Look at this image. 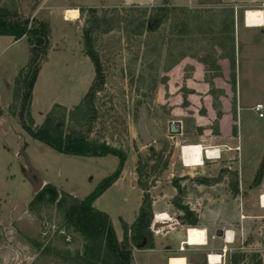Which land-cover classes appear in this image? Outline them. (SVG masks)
Here are the masks:
<instances>
[{"label": "rangeland", "instance_id": "obj_1", "mask_svg": "<svg viewBox=\"0 0 264 264\" xmlns=\"http://www.w3.org/2000/svg\"><path fill=\"white\" fill-rule=\"evenodd\" d=\"M70 2L76 5H63ZM138 2L141 3L0 0L2 5H14L25 19L42 22L49 29L51 49L40 70L31 104L35 127L42 125L56 105L66 109L68 122L75 125L77 119L72 121L71 112L81 104L95 77L84 46L86 36L91 38L104 72L103 87L95 98L99 117L91 140L126 156L119 179L96 200L94 207L109 216L120 242L124 239V224L133 225L142 203L139 179L151 196L152 206L154 201L172 204L170 211L176 215L179 211L172 200L178 189L186 192L182 202L189 208L196 196L207 199L212 194L231 193L228 177L226 184L207 191L200 187L196 193L197 178L219 177L224 169L237 173L240 193L251 195L264 190V118L254 111L255 104L264 100V52L250 55L244 50L237 82L233 72H210L209 58L194 57L189 41L180 42L177 52L174 35L178 32L172 33L168 18L179 9L169 3L162 5L170 12L157 32L134 35L126 23L107 30L108 19L116 17L147 23L163 0H153L156 5L149 7L134 5ZM171 2L184 7L199 5L203 0ZM63 7L77 9L78 20L65 21ZM91 9L95 14L89 13ZM181 25L178 22L176 28ZM183 26L184 33L188 26ZM12 39L0 36V264H55L60 258L44 255L46 248L69 250L74 255L83 252L84 242L79 234L60 230L63 218L55 207L42 205L33 212L29 204L46 185L83 200L118 169L120 161L115 156L59 154L23 131L15 117L18 109L13 90L16 76L28 62L29 46L26 38L15 42ZM142 115L151 139L148 144L140 133ZM170 123L181 124L180 135L169 134ZM230 136L233 139L229 140ZM226 142L232 148L239 145L240 153L217 147L222 151L219 161L204 158L202 167L184 166L182 146H222ZM240 204L247 212L249 203L241 198L231 202L236 215ZM172 222L177 224L176 220ZM180 224L185 229L199 228L191 227L187 221ZM259 227L264 229L262 224ZM151 230L153 233L158 229L151 226ZM154 236L153 233V240ZM135 258L140 259V255Z\"/></svg>", "mask_w": 264, "mask_h": 264}, {"label": "trees", "instance_id": "obj_2", "mask_svg": "<svg viewBox=\"0 0 264 264\" xmlns=\"http://www.w3.org/2000/svg\"><path fill=\"white\" fill-rule=\"evenodd\" d=\"M169 12L166 6L158 7L149 17L148 22L141 24L120 17L108 19L109 23H107L110 26L107 30L111 31L116 24L126 23L134 35H142L145 31L157 32L168 18ZM89 13L95 14V11L91 9ZM0 36L12 37L15 41L26 38L29 46L28 62L16 76L13 90L14 101L17 102L18 109L15 117L18 118L23 131L33 140L46 145L59 154L85 158L115 156L120 161L118 169L101 181L83 200L68 193H60L53 185H46L29 204V210L33 212L42 205L55 207L63 218L60 230L79 234L84 242L82 253L77 251L72 255L69 250L52 251L48 247L43 251V254H54L56 260L60 258L55 264H133L134 250H147L153 246L152 199L139 179L138 185L143 191L142 203L133 225L127 227L124 224V239L121 242L116 238L109 216L94 207L96 200L119 179L126 156L122 153L119 154L106 144H98L91 140L94 124L99 117V114L96 113L95 98L104 84L102 64L93 50L91 38L86 36L84 46L86 47L85 55L93 64L95 77L81 104L71 112L72 121L77 119L75 125L71 121L68 122L66 109L56 105L46 115L42 125L35 127L31 117V104L38 75L42 66L47 62L48 52L51 49L48 26L42 22L25 19L19 15L14 5L0 4ZM234 62V55H232V69L235 65ZM1 115L0 108V117ZM234 133L236 134L237 131ZM225 177L229 178L231 193L237 195L239 193L238 175L228 172L227 169H224L219 177L201 176L196 179V182L197 185L210 187L222 183ZM185 195L186 192L183 189H178L172 203L176 210L183 213L180 220L190 224L196 219V215L190 211L188 206L183 205L182 200ZM245 258V255L234 254L231 257V262L235 264ZM258 258V255L252 257L253 260Z\"/></svg>", "mask_w": 264, "mask_h": 264}, {"label": "crops", "instance_id": "obj_3", "mask_svg": "<svg viewBox=\"0 0 264 264\" xmlns=\"http://www.w3.org/2000/svg\"><path fill=\"white\" fill-rule=\"evenodd\" d=\"M139 1L141 3L138 2L134 5L147 7L156 5L153 0ZM165 3L179 9L174 10L170 15L171 17L168 18V23H171L173 27L172 33L178 32L174 35L177 52L180 49V42L189 41L194 57L198 59L209 58L210 72L212 73H220L221 70L229 74L233 72L235 82H237L240 57L244 50L250 51V55L254 53L262 55L260 52H264V0H203L199 5H186L184 7L173 5L171 0H163L162 4L157 6L162 7V5H166ZM63 5L76 4L70 2ZM67 10L77 11L78 16L75 20L64 18L65 21L78 20L79 11L77 9L72 7L62 8L63 13ZM249 11L262 14L261 21L263 23L248 26L246 13ZM178 22L182 25L176 28ZM183 25L188 26L187 31L184 33L182 32L185 27ZM12 41L15 42L13 39ZM232 55H234L235 65L233 71H230ZM222 67H225L226 71ZM258 103L260 102L256 104ZM228 139H233V136ZM197 145H201L203 149L224 147L232 152L240 153L241 151L239 145L232 148L228 146V142L222 146ZM221 158L222 151H220ZM226 182L227 180L224 179L222 183L210 187L196 185V193L197 191L200 192V187L206 189V191L208 189L214 190L215 187L223 183L226 184ZM254 187H256V184ZM187 196H189L188 193ZM263 196L264 190L251 195H244L240 191L237 195H231L230 192H227L226 195L212 194L207 199L196 196V199L193 200L194 204L193 201L189 203L190 211L196 215V219L190 224L191 227H199L206 231V243L198 246L187 245V231L189 228L185 229L184 225L180 224L183 222L180 220L181 213L179 212L176 215L174 210L170 211L172 210L170 209L172 204H158L154 201L152 211L155 222L166 221L170 224V227H166L169 228L168 230L158 228L156 232H153L155 236L152 248L135 250L133 252V264H214L209 259L212 255L219 257V261L215 264H232L231 257L234 254L246 256L245 259L237 261L235 264H264V229L259 227L260 224L264 227ZM241 198H246L249 203L247 212L242 211L240 204L239 214L236 215L235 211L232 210L231 202L241 201ZM202 206H206V209ZM175 216L177 218H174ZM173 220H176L177 224H174ZM194 221H196L195 224ZM221 232L222 235L219 234ZM225 232H228L227 240L224 237ZM181 246H184V250H181ZM224 248L227 249L226 252ZM136 254L137 256L140 255V259L135 260ZM253 255H258L259 258L253 260Z\"/></svg>", "mask_w": 264, "mask_h": 264}, {"label": "bare ground", "instance_id": "obj_4", "mask_svg": "<svg viewBox=\"0 0 264 264\" xmlns=\"http://www.w3.org/2000/svg\"><path fill=\"white\" fill-rule=\"evenodd\" d=\"M66 19L75 20L78 16L77 11L67 10L64 13ZM262 14L255 12L246 13V23L248 26H256L263 21ZM69 21V20H68ZM205 149L201 145H186L181 148L182 162L185 167H201L204 165L203 159L205 158ZM207 157L209 159L218 158L219 152L217 148H207ZM262 205L264 206V196L262 197ZM206 231L200 228H189L187 231V245L198 246L204 245L206 242ZM211 263H217L219 261L218 256L210 257Z\"/></svg>", "mask_w": 264, "mask_h": 264}, {"label": "water", "instance_id": "obj_5", "mask_svg": "<svg viewBox=\"0 0 264 264\" xmlns=\"http://www.w3.org/2000/svg\"><path fill=\"white\" fill-rule=\"evenodd\" d=\"M168 130H169V134L171 135H180L182 132L181 124L180 123H170ZM140 133H141L142 138L144 139L145 144L150 143L151 139L146 131V122L144 119V115H142V118H141ZM195 222L196 221H194V224ZM168 226H170V224L167 222L154 223L153 228L158 229V228H165ZM219 234L222 235V232Z\"/></svg>", "mask_w": 264, "mask_h": 264}, {"label": "built area", "instance_id": "obj_6", "mask_svg": "<svg viewBox=\"0 0 264 264\" xmlns=\"http://www.w3.org/2000/svg\"><path fill=\"white\" fill-rule=\"evenodd\" d=\"M254 111L258 114L259 118H264V101L256 104L255 107H254ZM204 151H205V159L206 160H216V159L219 160L220 159V150H218V152H219L218 158H214V159H209L207 157V155H206L207 154L206 149ZM160 223H162V222H160ZM152 226H154V224ZM227 235H228V232H225V236H224L225 237V240L228 239V236ZM181 250H184V246H181ZM224 251L226 252L227 249L224 248ZM209 259H210V257H209Z\"/></svg>", "mask_w": 264, "mask_h": 264}]
</instances>
